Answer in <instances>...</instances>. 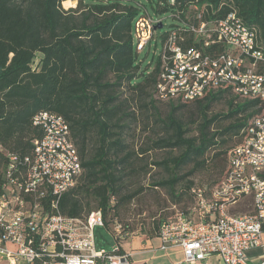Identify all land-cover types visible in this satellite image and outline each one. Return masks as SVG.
Masks as SVG:
<instances>
[{"label": "trees", "instance_id": "16d2710c", "mask_svg": "<svg viewBox=\"0 0 264 264\" xmlns=\"http://www.w3.org/2000/svg\"><path fill=\"white\" fill-rule=\"evenodd\" d=\"M63 1L0 0V146L21 156L30 154L34 141L42 136L41 129L32 124L33 116L40 111L62 116L83 172L61 196L60 210L72 217L100 210L107 228L117 211L140 192H124L125 171H134L135 158L150 151L172 153L156 162L167 176L154 185L168 189L175 203L188 192L195 204L193 189L209 195L215 187L206 190L191 181L175 191L184 178L178 170L189 167L188 175L206 169L208 151L225 143V135L239 138L234 146L241 143L251 120L262 113L264 101L241 99L228 87L191 101H165L169 110L162 116L154 105L161 100L153 95L159 57L152 54L146 61L148 50L141 56L133 45L132 20L145 6L137 0H74V7L64 9ZM148 1L155 15L173 21L159 36L165 38L170 28H182L183 47L196 45L191 25L198 26L200 20L215 22L229 12L254 28L264 47V0ZM135 97L142 109H153L152 123L157 129L156 137H147L137 151L125 139L128 120L135 117L129 102H136ZM222 97L227 98L226 111L208 116L211 103ZM189 104L201 119L195 135L189 133L181 111ZM220 120L231 121L209 132V126ZM234 146L227 151L221 182ZM222 153L218 149L213 154L211 166ZM87 198L94 199L95 206ZM190 208L184 214L190 215ZM156 232L151 230L148 237Z\"/></svg>", "mask_w": 264, "mask_h": 264}, {"label": "built area", "instance_id": "2783aa9c", "mask_svg": "<svg viewBox=\"0 0 264 264\" xmlns=\"http://www.w3.org/2000/svg\"><path fill=\"white\" fill-rule=\"evenodd\" d=\"M173 3V0H170ZM166 15L139 11L132 20L138 53L153 47L160 72L154 97L186 102L230 88L241 99L264 101V47L257 31L235 12L215 22L191 25L195 46L183 47L182 28L157 35ZM197 18H200L198 14ZM161 28L155 29V25ZM159 42V47L157 46ZM149 50V48H148ZM32 124L42 131L30 154L19 155L0 146V260L4 264H133L116 243L96 250L95 227H103L100 210L72 217L59 207L82 167L64 118L40 111ZM196 203L190 215L177 212L161 220L156 235L162 247L179 246L182 264L215 257L221 264L253 263L246 252L262 246L264 230V109L244 131L241 143L228 155V173L209 195L193 189ZM249 197L252 212L229 213ZM119 225L115 227L118 238Z\"/></svg>", "mask_w": 264, "mask_h": 264}, {"label": "rangeland", "instance_id": "374dc122", "mask_svg": "<svg viewBox=\"0 0 264 264\" xmlns=\"http://www.w3.org/2000/svg\"><path fill=\"white\" fill-rule=\"evenodd\" d=\"M137 1L143 4L150 14L153 13L148 0ZM75 5L76 2L74 0H64L62 2V7L64 9L74 7ZM171 23H173L171 18H165L164 27L157 30V35L164 32ZM159 45V42H157L158 47ZM147 50L148 52L145 60L149 61L152 57V46L146 47L140 55H144ZM122 92L128 96V90L124 89ZM135 99L136 102L134 100H130L129 102V110L133 112L135 111V117L132 120H128L125 131V139L129 147H133V150L137 151L138 146L142 145L147 137L151 139L156 137L155 131H157V129L152 123L154 118L151 116V114H153V109L150 107H148L147 110L145 108L142 109L139 106L137 97H135ZM148 100L149 97H145V101ZM226 100L227 98L222 97L211 103L208 110V116L211 114L225 112L227 109ZM154 105H156L162 116L167 114L169 110L167 102H155ZM181 111L184 112V118L187 120L189 133L194 135L197 134L198 124L201 119L199 115H196L195 112H193L195 111L194 105L189 104L183 107ZM230 121L231 120L216 121L209 126L208 130L209 132L219 131ZM222 138L226 140L225 143L219 144L208 151L207 159L209 160V165L206 169L195 171L188 175L185 174L189 167H184L178 170L177 174L179 176H184V178L176 184L174 189L175 191L181 190L183 185L187 184V181H191L192 185L195 187L205 188L206 190L219 185L223 179L224 171L226 170L227 151L239 142V138L236 135H225ZM218 149L224 150V153H222L211 166V157ZM172 152L175 153V151ZM171 154L172 153L169 152V150L163 149L150 151L142 157L134 155L137 157L135 158L134 163L135 170L131 172H128L127 170L125 171L128 174L124 178V192H130L138 189H140V192L137 193L128 204L123 205L117 211V215L114 216L115 218L113 220L109 218L111 221L108 223V228L104 226L95 227L94 241L96 250L106 247L109 248L115 243V239L111 233L115 234V227L118 225L120 226L119 230L121 234H125L127 236H130L133 232L149 234L151 230L154 231L157 229L156 225H158L161 220L168 219L174 216L177 212L186 213L191 206L195 205L194 199H192V196L188 192H185L180 201L175 203L168 189L154 185L155 182H158L167 176L163 168L156 165V162L163 160V158ZM82 172L83 171H81V173ZM80 175L78 176L76 182L79 180ZM87 201L91 207L96 204L92 198H87ZM251 212L252 202L249 197L243 198L237 204L229 208V213L232 214H247Z\"/></svg>", "mask_w": 264, "mask_h": 264}, {"label": "crops", "instance_id": "0c3cea01", "mask_svg": "<svg viewBox=\"0 0 264 264\" xmlns=\"http://www.w3.org/2000/svg\"><path fill=\"white\" fill-rule=\"evenodd\" d=\"M111 234L115 239L114 244H119L122 253L127 254L133 264H182L181 248L179 246L162 247L157 235L148 237L149 234L133 232L130 236L121 239L116 234ZM246 257L253 263L264 258V230L262 246L247 251ZM0 264L4 263L0 260ZM196 264H221V262L217 258L211 257L205 261H198Z\"/></svg>", "mask_w": 264, "mask_h": 264}, {"label": "water", "instance_id": "95a60500", "mask_svg": "<svg viewBox=\"0 0 264 264\" xmlns=\"http://www.w3.org/2000/svg\"><path fill=\"white\" fill-rule=\"evenodd\" d=\"M157 28H161V24L155 25V29H157Z\"/></svg>", "mask_w": 264, "mask_h": 264}]
</instances>
